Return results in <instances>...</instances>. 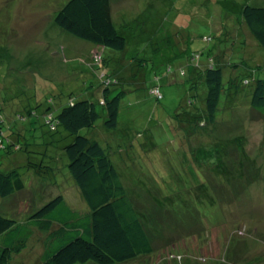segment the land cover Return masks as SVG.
Returning <instances> with one entry per match:
<instances>
[{"label": "rangeland", "instance_id": "374dc122", "mask_svg": "<svg viewBox=\"0 0 264 264\" xmlns=\"http://www.w3.org/2000/svg\"><path fill=\"white\" fill-rule=\"evenodd\" d=\"M63 1L65 0H0V110L4 121L0 122V145L4 146L10 140L13 143H27L28 147L27 151L12 152L0 147V170L8 165L6 160L12 162V154H15L20 161L15 159L14 163L20 166L26 185L11 196L0 197V213L18 221L25 220L30 211L58 194L75 210H85L81 197L75 188L69 186L66 176L68 170L63 166L62 173L60 170L57 172V176L61 174L62 178L59 182L52 177L56 173L53 171L57 170L52 169L53 166L48 162L50 158L47 153L59 151L58 147L64 143H57L56 140L66 133H63L62 128H58L55 133L49 132L48 127L42 125V114L49 99L55 106L58 102L64 104L69 94L81 95L85 76L96 70L92 68L93 54L96 49L101 50L93 42L80 39L51 21V15ZM244 1L252 6L264 7V0H111L114 25L131 35L128 50L125 51L127 53L118 54H122L124 60L138 59L144 63L140 65L141 70L137 65L133 70L122 65L121 73L127 74L130 71V74L121 77L118 72L113 71L115 67H112V75L114 73L117 81L123 77L128 80L120 98L121 110L117 126L119 129L124 124L128 127V133L113 134L120 138L123 135L124 139L120 140L126 146H122V149L129 150L128 146L131 145L133 156L138 154L136 158H141L139 162H135L133 171L136 175L129 173L130 169L125 166L124 161L115 158V163L117 162L128 196L146 221L145 227L154 247L152 253L122 264H264V169L260 168L247 193L239 197L238 203L235 198L227 197L221 212L215 217L208 211L200 217L192 213L190 215L191 207L201 213L202 208L207 206L198 192L191 193L189 203L181 207L175 205L173 200H164V194H159L156 186L161 179L160 170L169 169L181 175V164L192 159L193 154L203 157L205 149L210 148V143L221 140L230 142L228 140L237 134L246 136L247 153H258L261 158L264 127L260 114L250 105L253 80L244 86V82L240 86V82H237L234 90L223 92L221 100L224 109L218 112L220 114L216 121L210 122L207 119L206 125H199L197 118H190L188 112L192 107L197 111L203 106L206 89L202 87L205 82L202 78L197 79L195 85H191L187 91L186 73L193 68V64H178L179 61L168 59L178 51L180 56L187 58L190 51L208 47L215 50L217 45L224 49L233 46L236 41L239 44L241 39L237 40V37L228 34V38L224 36L223 41H219L215 30L220 29L221 19L233 16L235 7ZM223 6L227 8L224 13L221 12ZM226 26V31L229 28L238 31L239 28L234 22H228ZM241 26L246 33L243 55L248 58L252 54L248 51V46L253 47V50L258 47L252 46L251 41H255L249 40L250 32L243 24ZM205 33L214 37L210 43H204L201 39ZM132 36L137 41H143V45L149 42L146 48H150V52L131 54L137 49L131 41L134 39ZM226 54H230V48L223 54V60ZM111 59L112 63L120 65L121 58L115 59L112 56ZM223 60L220 62L225 66L226 77L238 76L242 72L248 74L261 62L249 59L238 67H229L228 60ZM195 64L194 70H201L207 62L200 59ZM169 66L171 72L167 76L163 75ZM181 68L185 75L176 73ZM192 72L195 74L193 70ZM108 74L111 75L109 72ZM155 74L160 76L155 83L160 85L163 95L159 101L151 93ZM93 80L96 81V78L93 77ZM89 88L98 91V84ZM187 94L189 96L185 100L194 102L195 107L194 104H184ZM98 97L97 94H92L90 98L97 101ZM97 106L100 117L96 126H99L103 122V109L98 103ZM30 111H35L36 114ZM21 124L23 127L19 128ZM11 126H17L20 130L12 135ZM84 132L88 131H81L82 134ZM103 135L105 136V130ZM202 140H208L207 145L199 144ZM116 142L110 144L112 148H115ZM141 144L146 148H141ZM144 150L154 151L149 161V158L140 155V151ZM115 153L120 155L119 151ZM183 153L186 154V159L183 158ZM64 161L66 162V158ZM62 163L59 164L60 168ZM40 164L42 167H38ZM164 164L167 167H163ZM236 165L237 161L230 168V176L234 175ZM39 168L43 172H37ZM251 173L247 177L243 176L245 182L252 179L254 172ZM230 176L224 177V181ZM231 178L232 181L238 180ZM246 201L251 204L246 205ZM171 208L186 211V215L191 218L190 224L182 222L175 211L174 214L171 212ZM209 208L211 207L207 209ZM49 227L54 228L56 225L51 224ZM38 235L37 229L33 228L29 243H36ZM40 254V250L30 247L13 255L9 264H38Z\"/></svg>", "mask_w": 264, "mask_h": 264}, {"label": "trees", "instance_id": "16d2710c", "mask_svg": "<svg viewBox=\"0 0 264 264\" xmlns=\"http://www.w3.org/2000/svg\"><path fill=\"white\" fill-rule=\"evenodd\" d=\"M111 9V0H65L51 15V21L55 26L80 39L93 42L101 49H96L97 51L93 54L92 68L96 70L85 76L81 87H84V90L80 93L81 95L69 94L64 104L58 102L55 106L49 99V103L42 114V125H46L49 132L55 133L58 128H62L63 133H66L65 136L56 140L57 143H64L58 147L59 151L47 153L50 158L48 162L53 166L52 169L57 170L53 171L56 173H53L52 177L57 178L60 182L62 180L61 174L57 176V172L59 170L61 172L64 166L68 170L66 176L69 179V186L75 188L82 199L85 210H75L68 205L61 194H58L30 211L23 221L5 217L0 213V264H9L13 255L27 248L30 249V247L41 252L38 264H86L89 262L94 264H122L150 254L154 250L153 241L147 227H145L144 222L146 221L142 219L128 196L127 189L120 178V171L116 166L117 162L115 163V158L121 162L124 161L125 166L130 169L129 173L136 175L133 171L135 162H139L138 160L141 158H136L138 154L133 156L130 150L131 145L128 146L129 150L122 149V146H126L120 140L124 139L123 135H120V138L113 134L128 133V127L124 124H122L123 127L119 126L117 129L121 110L120 98L128 80L123 77L117 81L114 73V76L112 75V67H115L113 71L118 72L119 77H121L125 74L121 73L122 65L129 66V70L136 69L137 65L138 69L141 70L140 65L144 63L138 59L135 61L124 60L122 54H118V52L124 53L128 50L131 35L114 25ZM225 11L227 8L223 6L221 12L224 13ZM220 22V29L215 30L217 32L215 36L220 39L219 41H223L224 36L228 38L229 35L237 37V40L241 39L240 45L236 41L233 46H227L224 49L217 45L215 50L211 47L204 50H194L186 55L187 58L180 56L178 51L168 58L179 61L178 64L184 62L193 64V68L186 73L187 91L192 87L191 85H195L197 79L202 78L205 82L202 87V89H206L203 106L197 111H194L193 107L190 108L188 116L190 118L196 117L199 125H206L207 119L210 122L216 121L220 114L218 112L224 109L223 100H221L223 92L234 90L237 82H240L238 86L244 82V86L250 83L252 79L254 87L250 92V105L260 114L264 127V7L252 6L244 1L235 7L233 16L223 18ZM228 22L236 23L239 26L238 31L230 28L226 31ZM124 23L127 24L128 22L124 21ZM224 23L226 24L224 25ZM241 24L250 32L249 40L256 42L251 41L252 46L258 47V50H253V47L248 46V51L254 54L248 58L247 55H243L246 33ZM132 37L134 39L131 41L137 49L131 54L138 55L141 51L150 52V48H146L149 42L143 45V41H137L134 36ZM201 39L204 43H210L214 37L205 33ZM228 48H230V54H226L224 60H228L229 67H238L239 64H244L249 59L260 60L261 62L255 66L252 72H247L248 74L242 72L238 76L226 77L225 66L220 61L223 60V54ZM259 48L262 50L260 51ZM112 56L115 59L121 58V66L115 62L112 63ZM200 59L206 61L207 65L201 70H194L196 68L194 67L195 61ZM245 66L247 67V65ZM192 70L196 75L193 74ZM170 72L171 67L169 66L163 75L167 76ZM172 72L175 73L176 71ZM176 73L185 75L183 68ZM128 74L130 71L125 75ZM93 77L96 78V81L93 80ZM159 79L160 76L155 74L154 84L151 86V93L157 101L163 97L160 85L155 83ZM96 83L98 84V91L89 88ZM92 94L99 96L97 101L90 98ZM188 96L189 94L184 98V104H194L195 107L194 102L190 103V98L188 99L189 102L185 100ZM97 103L103 109V122L99 126H96V121L100 117ZM30 112L36 114L35 111ZM22 117L20 116V118ZM0 122H4L1 110ZM202 122L204 123L201 124ZM22 127V124L19 125V128ZM11 128L13 130L11 131L12 135L20 130L17 126H11ZM115 128L117 130H113ZM82 130L88 132L82 134ZM104 130L105 136L103 135ZM114 141H118L119 144L116 142L115 148H112L110 144ZM228 141L230 142L221 140L210 143L211 146L205 149L203 157L193 154L192 159L185 160L181 164V175L175 174L169 169L160 170L161 179L158 180L159 184L156 186L159 194H164L163 199L173 200L175 205L183 207L189 203L190 194L195 191L198 192V195L207 205L206 208H202V214L191 207L190 215L192 213L198 217L206 215V211L212 213L214 217L218 215L227 197L235 198L238 203L239 197L247 193L248 187L252 184L254 176L259 173L260 168L264 169V164H262L264 162V155H262L264 153V140L261 142V158L258 153L253 155L251 152L247 153L246 136L244 137L243 134L234 135ZM207 142L208 140H202L199 144L206 143L207 145ZM1 144L3 143L1 142ZM0 147L7 152L27 151L28 148L27 143H13L10 140ZM141 148L145 149L146 146L141 144ZM116 151H119L120 155L115 153ZM153 153L154 151H140L142 157L149 158L147 161L150 160ZM65 158L66 162L64 161ZM183 158L186 159L185 153H183ZM15 159L20 161L19 157L12 154V162L6 160L8 165L5 169L0 170V197L11 196L26 187L19 170L20 166L14 163ZM236 161L237 169L232 168L235 173L230 176L228 173ZM38 167H42L41 164ZM43 167L47 169L46 166ZM163 167H167V165L164 164ZM50 170H46V172ZM37 172L41 173L43 170L39 168ZM251 172H254L252 179L245 182L243 178L245 179ZM228 175L230 178L224 181V177ZM231 177L238 180L232 181ZM246 202L248 206L251 204V202ZM164 205L166 204L164 203ZM208 207L211 208L207 209ZM248 208L250 209V207ZM174 211L182 222L186 221L190 224L191 218L190 215H186V211L183 209L171 210L172 213ZM51 224L56 225V227H49ZM33 228L37 229L39 235L36 243L32 245L29 240Z\"/></svg>", "mask_w": 264, "mask_h": 264}]
</instances>
